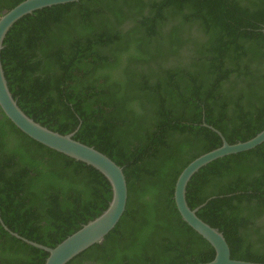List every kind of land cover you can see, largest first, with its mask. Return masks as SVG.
Masks as SVG:
<instances>
[{"label":"trees","instance_id":"1","mask_svg":"<svg viewBox=\"0 0 264 264\" xmlns=\"http://www.w3.org/2000/svg\"><path fill=\"white\" fill-rule=\"evenodd\" d=\"M24 0H0L3 12ZM264 0H80L18 20L1 53L21 109L123 167L125 213L67 264H198L216 250L184 221L176 182L196 158L264 129ZM207 124V125H205ZM100 171L22 132L0 107V214L55 247L112 200ZM190 208L235 260L264 263V142L202 167ZM49 252L0 223V264Z\"/></svg>","mask_w":264,"mask_h":264},{"label":"water","instance_id":"2","mask_svg":"<svg viewBox=\"0 0 264 264\" xmlns=\"http://www.w3.org/2000/svg\"><path fill=\"white\" fill-rule=\"evenodd\" d=\"M77 1L80 0H24L14 8L4 11L0 17V107L3 112L29 137L100 171L109 180L113 191L112 200L102 214L84 224L79 230L53 248L31 241L13 232L4 223L0 214V223L5 230L26 243L49 252L45 264H67L92 245L102 243L121 220L128 201V184L123 167L95 147L75 140L74 136L79 128L72 133L61 134L29 117L13 97L3 68L1 53L4 49V41L10 29L18 20L46 7ZM211 128L222 136L223 145L199 156L182 171L177 179L174 195L184 221L207 239L216 250V257L212 261L198 264H264L232 259L230 246L224 234L219 229L204 222L197 215L199 208L192 209L187 202L188 184L202 167L224 156L251 150L264 142V129L250 140L230 144L220 131L214 127Z\"/></svg>","mask_w":264,"mask_h":264}]
</instances>
